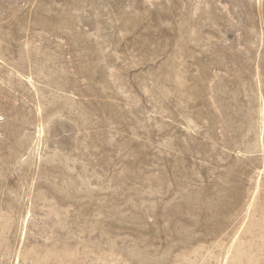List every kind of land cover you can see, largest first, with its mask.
<instances>
[{
  "label": "rangeland",
  "instance_id": "obj_1",
  "mask_svg": "<svg viewBox=\"0 0 264 264\" xmlns=\"http://www.w3.org/2000/svg\"><path fill=\"white\" fill-rule=\"evenodd\" d=\"M0 264H264V0H0Z\"/></svg>",
  "mask_w": 264,
  "mask_h": 264
}]
</instances>
